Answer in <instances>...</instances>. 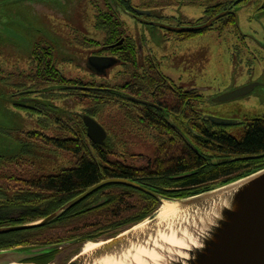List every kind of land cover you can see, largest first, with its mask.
<instances>
[{
  "label": "rangeland",
  "instance_id": "obj_1",
  "mask_svg": "<svg viewBox=\"0 0 264 264\" xmlns=\"http://www.w3.org/2000/svg\"><path fill=\"white\" fill-rule=\"evenodd\" d=\"M131 1V5L138 10L154 12V17L150 21L179 27L180 22L188 24L200 20L209 21L210 18L205 16V11L210 10L213 4L217 2L225 4L227 0ZM263 4L264 0H250L238 5L235 9L238 17L237 28L233 26L222 32L214 28L198 36L197 34L186 36L192 37L189 40L177 41L176 39L180 37L176 34H170L159 26L144 23L126 13L128 6L124 0H0V189L7 193L6 190L11 191V187L17 189L16 182L30 180L35 174L54 175L65 169H72L76 164V158L66 151L55 149L53 145L47 147L33 138L29 141L24 140L23 133L39 130L37 115L16 107L14 102H18L20 97L15 96L13 88L20 81V77L25 80L28 73L33 74L37 71L33 70L32 58L35 46L43 44L53 47L54 65L66 78L87 77V69L83 62L88 56L79 45L80 38L91 39L96 36L103 43L104 33L95 28V9L111 7L107 11L114 13L117 19L125 24L124 34L132 38L131 43L135 45V51L138 50V44L142 45L144 56L138 57L137 68L115 66L106 77L99 76L100 83L115 90L118 88L116 92H127L129 80H134L132 73L138 71L139 75L147 70L148 66L144 59L151 53L155 58V64H158V68L168 79L183 88H195L204 95V100L199 99L197 106V110L203 116L241 122L259 119L264 118V51L258 47L255 50L249 37H257L264 42ZM213 16L215 15L211 17ZM80 26L85 27L87 35L78 31ZM237 31L242 37H237ZM235 48L239 51L237 52ZM257 83L259 85L246 96L226 103L216 102V98L225 93ZM114 97L109 96L110 100L104 102L101 112L93 118L108 132L107 144L115 146V152H109L110 160H120L127 166L137 169L154 168V160L161 161L164 158V151L158 154L156 150L164 147L173 151V147H176L178 150L174 151L180 152V143H173L163 129L157 131L149 126L129 105L122 104L124 100L119 96ZM54 98L51 103L54 102L60 108L61 115L63 112L66 113V110L70 113H84L82 108H91L95 105L88 100L84 102L85 104L78 103L72 97H69L70 101H64L60 96ZM63 117V122L73 124L66 118L67 115ZM61 127L62 124L58 126L52 123L50 130L53 129L57 137H74L75 133L67 132V128L63 131L57 129ZM228 130L235 137H240L244 132V126L237 124ZM24 146L28 147L27 151L23 150ZM209 154L217 159V162L227 158L223 155ZM12 176L14 178H11ZM225 180L220 179L218 182L209 183L208 186L218 188L227 183ZM106 191L105 194L120 193L121 189L110 188ZM50 197L45 195V198ZM116 197L118 202L112 200L107 208L89 212L84 217L72 218L67 215L66 220L63 219L60 223L43 230L42 235H45L42 237L56 241L81 240L84 244L100 243L132 229L145 218V214L153 217L152 220L159 216V205L154 208L153 203L143 195ZM46 203L48 202L29 204L33 205L31 209H34L30 212H36L37 216L40 209L45 213ZM52 208L54 207H50L51 211ZM22 215L23 213L19 212L13 216L17 218ZM131 221L133 223H130ZM79 246L70 248L69 244L65 245L61 250L60 260L64 263L80 253L79 250L82 248Z\"/></svg>",
  "mask_w": 264,
  "mask_h": 264
},
{
  "label": "trees",
  "instance_id": "obj_2",
  "mask_svg": "<svg viewBox=\"0 0 264 264\" xmlns=\"http://www.w3.org/2000/svg\"><path fill=\"white\" fill-rule=\"evenodd\" d=\"M124 1L128 8L132 6V1ZM247 1L248 0H237V3L241 4ZM228 2L229 0L219 7L210 6V10L205 11V16L210 18L212 15H218L226 11L227 8L225 6L228 5ZM109 3L111 4V2ZM108 8L111 9V7L107 6L105 8L95 9V28L99 32L106 33V43H114L115 41H120L121 37L124 35V33L121 32L123 23L120 19H117L114 13L107 11ZM215 12L216 14H214ZM151 13L153 18L154 12L152 10ZM218 21L219 22H216L221 24L220 27L225 30L227 27L235 24V17L226 14ZM191 25H195V23ZM190 34L193 35L196 33L191 32ZM129 45L128 50L130 57L127 58V60L132 62L134 68H137L139 65L138 50L135 51L136 49L133 43L129 42ZM131 46L133 48H130ZM38 52L39 47L34 50L33 56L38 55ZM110 53L113 55L118 54V50H110ZM42 66L43 64L40 63L39 68L41 72L43 71ZM154 69L155 66L152 65L147 67V70L139 75L138 71L133 72L132 76L134 80L132 82L137 83L139 80L145 81L146 79H150V81L156 83L158 81V79L156 81L157 75L154 71H151ZM49 79H51L54 87L53 90H56V87L60 88L63 85H72V83H74L73 80L64 78L62 74L60 75L58 70L54 68L52 62H49ZM170 90L171 88L169 87L163 89V91ZM124 92L125 93L117 92L113 95L112 92L107 91L101 95V100L96 102V104H98H95V107L82 111L87 112L88 115L95 118L97 114L101 112V106L104 102L110 100L109 96H119L124 100L122 104H126L125 99H128L129 93L128 90ZM195 95H197L198 100H203V96L199 95L197 91L188 96L193 99ZM170 100V98H166V107H164L159 118L154 115L143 117L145 122L157 131H162L163 129L166 135L173 140V143H180V147L178 144H175L179 147V153L174 151L178 150L176 147H173V151L171 148L166 149L164 147L156 150L158 154L164 151V158L161 161L160 159L154 160V168L147 167L137 169L132 166H127L120 160H110L109 152H115V146L107 144V146L103 147L90 142L87 136L86 126L82 122L84 114L67 112L66 118L73 124H66V122L61 123L62 127L57 129L63 131L67 128V132L75 133L73 135L74 137H58L57 140H53L52 145L59 150L66 151L70 155H73V157L76 158L75 167L72 169H65L54 175H34L30 180H24L22 183L18 182L19 186L17 189H13L11 193L7 194L12 197H8L5 202H1L0 204V227L7 224L2 221L7 219L13 210L23 213L21 219L15 220V222L19 224L32 223L36 220L45 219V217L56 213V211L64 207L69 201L75 199L77 195L86 192L99 182L109 180L110 178H124L130 181L133 180L139 184L143 183L151 191L161 194L163 197L175 199L196 196L197 194L208 192V190L216 188L208 186V184L213 181L218 182V180L222 178H228L235 174H238L236 177L238 178L264 168V118L241 122L240 125L244 126V132L241 138L237 139L230 135V132L225 128L215 127L210 122H204L193 104L187 103L186 96L182 98L180 106H175L173 104L168 106ZM198 100L193 99L192 102L197 101L198 103ZM126 105L128 106V104ZM61 118L63 117L61 116ZM178 119H182V121L180 122ZM174 127L180 129L186 138L191 141L197 151L191 149L186 141L181 138L180 134L173 129ZM27 148V146H24L23 150L25 151ZM209 153L223 155L227 158L217 162L218 160L214 159ZM182 176H185V178L177 179ZM11 178H14V176ZM110 188L112 190L121 189V191L120 193L105 194V192H107L106 190ZM176 190L182 192L177 193ZM131 194L143 195L144 198L153 203L154 208L156 205H159V207L161 206L156 198L146 195L132 187L130 188L122 184H109V186L103 187L99 189V191L88 196L86 200L69 208L67 212L58 217L56 221L45 227H35V229H26L24 231H15L13 233L0 235V250L13 249L14 247H36L66 243L70 240L56 241V239L42 237L45 235H42V231L49 226L60 223L63 219L66 220L67 215H70L72 218L84 217L89 212L107 208L112 200L113 202H118L116 196ZM45 195L51 197L45 198ZM101 200H105L103 205L95 209H90L91 206L97 205ZM45 202H48L46 203V210L48 212L45 211V213H43L38 209L41 214L37 213V216L35 214L36 212H30L34 209H31L33 205L30 206L29 204ZM50 207H54L52 211ZM33 214H35L34 217H32ZM144 216L145 218H142L141 222L148 218V216L150 217V215L147 214ZM133 221L130 223H133ZM56 252L58 251H54L51 254L53 255ZM46 261L49 260L47 259Z\"/></svg>",
  "mask_w": 264,
  "mask_h": 264
},
{
  "label": "water",
  "instance_id": "obj_3",
  "mask_svg": "<svg viewBox=\"0 0 264 264\" xmlns=\"http://www.w3.org/2000/svg\"><path fill=\"white\" fill-rule=\"evenodd\" d=\"M134 10L133 16L140 21L167 31L184 33L207 30L228 13L223 11L200 26L173 27L144 20L139 16H152V13L137 8ZM117 62V59L111 57L93 56L89 59L90 67L95 68L100 75L106 74L107 70L113 68ZM257 85L259 84H251L225 93L216 98V102L226 103L246 96ZM204 119L215 126L227 127L238 123V121L211 116H205ZM83 122L89 140L96 145L107 146L108 132L104 127L89 115H84ZM178 133L191 149L197 151L179 129ZM109 184L132 187L156 198L161 206L165 201L177 204L178 210L176 214L163 220L159 216L154 220L153 217L146 218L132 229L107 241H101V246L91 250L90 253H85L82 249L80 254L72 258L68 264H101V260L107 257H113L116 263L109 260L113 264H264V169L208 192L175 199L163 197L133 180L110 178L77 195L75 199L45 219L0 227V235L45 227L56 221L69 208ZM104 203L105 200H101L90 209L98 208ZM65 245L67 244L3 249L0 250V264H38L32 261L51 254Z\"/></svg>",
  "mask_w": 264,
  "mask_h": 264
},
{
  "label": "flooded vegetation",
  "instance_id": "obj_4",
  "mask_svg": "<svg viewBox=\"0 0 264 264\" xmlns=\"http://www.w3.org/2000/svg\"><path fill=\"white\" fill-rule=\"evenodd\" d=\"M249 1L250 0H248L247 2H249ZM129 2H131V1H129ZM243 3H246V2H243ZM243 3L238 4L237 0H229L228 5L225 6L227 8L226 9V11L228 12L227 14L235 17V24L233 25L235 28L238 27V17L236 15L235 9L238 5H242ZM221 4H223V2H217V4H213L211 7H219V6H221ZM134 8H137V7L130 6V8L126 9L125 11H126V13H129L133 18L137 19L136 16L135 17L133 16V14L135 13ZM139 17H141L144 20H151L152 19V16H147V15L139 16ZM211 18L212 17H210V20H211ZM198 22L197 23L196 22H189L188 24H183L180 22L178 24V26L188 27L192 23H195V25L200 26V24L207 23L208 21L207 22H204V21L201 22V20H200V22L199 23ZM217 22H219V21H217ZM217 22H215L211 26V28L204 30V31H201V32H195V33L198 36L202 32H206V31L214 29V28L220 32L224 31V28L220 27L221 24L216 25ZM124 25L125 24L123 23V28L121 29L122 33H124V31H125ZM233 26L227 27V29H229ZM78 31L81 34L87 35L85 27L80 26V29ZM164 31H167V30H164ZM167 32H169L170 34H176V36L180 37V39L175 38L177 41H185V40H189L190 38H192V37L186 38V36H188L191 32L189 34L181 32V31L176 32V31H169L168 30ZM239 36H240L239 32L237 31V37H239ZM244 36H246V38H248L247 35H244ZM240 37H242V36H240ZM250 38L252 39L251 40L253 42L252 45L254 46L255 50H256V47H258L264 51V42H261V40L257 37H249V39ZM80 39H81V41H79V45H81V47L87 52V56H88L86 61L83 62L84 67H86V69H87V77L81 76V77H78L76 79L72 78V79H70V80L74 81V83H72V85H63L60 88L56 87L57 89L53 90L54 87L52 85L51 79H49V62H52L54 68H56V66L54 65V61H53L54 60V57H53L54 50H53V47H51V46H45L43 44H38L37 46H35L36 48L39 47L38 55L33 56V54H32L33 65H34L33 70L37 69V71H35L33 74L28 73V75L25 76L27 78V79L25 78L26 82H25V80L22 79V77L19 78L20 81L16 80V81H18V84L14 85L13 92H14L15 96H17V98L19 96L20 99L18 102L15 101L14 103H15L16 107L21 108L24 111L31 113L32 115H37V124L39 127L38 131L31 130V132L23 133V135L25 137L24 140L29 141L33 138L35 141H39V142L43 143V145L49 147L50 145H52L53 140L54 139L57 140V138H58L56 136V134L54 133V130L53 129H52V131L50 130L51 124L53 123L54 125L57 124L59 126L61 123H65V122H63V118H64L63 116L67 115L66 114L67 112L70 113L69 111L66 110V113L63 112L61 115L60 108L58 106H56L54 104V102L51 103L55 99L54 98L55 96H60L62 99H64V101H70L69 100L70 99L69 96H70L75 101H77L78 103L85 104L84 102L86 100H88L89 102H91V103L95 102V104H96V102L101 100V95L103 93L110 91V92H112L113 95H115L117 93L116 90L118 89L117 88L115 90L106 84L104 85L103 83H100L98 81V78H100V77L104 78V76L106 77L107 74L109 73V71L111 69L115 68V66H117V65H120L122 67L124 66L126 69L128 68V66L134 67L132 62H129L127 60V58L130 57L128 47L130 46L129 42L131 43V39H132L127 34H124L121 37L120 41H118V42L115 41L114 43H106V40H105L106 39V33H104V36H103V40H104L103 43H101V39H98L96 36H95V38L92 37L91 39H89V37H86L84 39L80 38ZM133 41H135V40L133 39ZM130 48H133V47L131 46ZM142 48H143L142 45L138 44V55L141 58H143V56H144L142 54ZM249 48L250 47L248 46V49ZM114 49L118 50V54L113 55L110 53V50H114ZM235 50L237 52L239 51V49H237V48H235ZM249 50L251 51V49H249ZM88 51H91V53H88ZM93 56H98V57H103V58L104 57H111V58L117 59L118 62H117V64H115V66L113 68L108 69L106 74L100 75L95 70V68H92L89 65V59L92 58ZM144 61L148 67L152 66V65L155 66V69L151 70V71L155 72V74L157 75L156 81H157V79H158V81L156 83H153V81H150V79H148V80L146 79L145 81L139 80V81H137V83H135V82H132V80H129V82L126 86L129 94L127 97L128 99H125V100H126V104H128L129 107L134 110L135 114L138 117L140 116L141 118H143V117H148L150 115H154L155 117L159 118V116H161V114H162V111L164 110V107H166V102H167L166 98L171 99L168 102V106H170L171 104H173L175 106L176 105L180 106V104L182 103V98L184 96H186L187 97V100H186L187 103H190V104L192 103L193 106L195 107L196 111L199 113L200 117H202L203 121L204 122L206 121L204 119L205 116H203L197 110V106H198L197 101L192 102L193 99L198 100L197 95H195V97H193V99L188 96V95H191L192 93H194L196 91L199 93V95H201L197 89H195V88L190 89V88H186V87L183 88L182 86L176 85L171 79H168L165 75H163L160 68H158V64H155V58L153 57V55L151 53L147 56L146 59H144ZM40 63L43 64V66H42L43 71L42 72H41L40 68L38 67ZM56 69L58 70V68H56ZM58 72L60 75L61 74L63 75V73L60 72V70H58ZM63 77L66 78L64 75H63ZM167 87L171 88V90L170 91H163V89L167 88ZM201 96L204 97V95H201ZM114 98H116V97H114ZM93 107H95V105ZM93 107H91V108H93ZM86 109H89V108H82V110H86ZM74 113L82 114V112H74ZM83 114L88 115L87 112H85V111ZM60 116H62L63 118H61ZM82 122H83V118H82ZM206 122H208V121H206ZM237 124H241V121H238ZM233 126H235V125H233ZM217 127H223L226 130H228V128L231 126H227V127L217 126ZM173 129L178 133L179 128L174 127ZM230 135L235 137L231 132H230ZM87 136H88V133H87ZM241 136L236 137V138L237 139L241 138ZM164 142H167V141H164ZM53 148H55L54 145H53ZM55 149H57V148H55ZM259 171H261V170L250 172V174L248 173L247 175L240 176L238 178H236L238 174H235V175L229 176L228 178H222V179H226L225 181H227V183H225V184H229V182L237 181V180H240V178H245V177L251 176V174L259 172ZM35 175H40V174H35ZM43 175H47V174H43ZM43 175H40V176H43ZM214 182H217V181H213L211 183H214ZM16 184H17V186H15V187H18L19 183L16 182ZM140 185H143L146 188H148L143 183ZM13 189H14V187H11V189H10L11 191L6 190L7 193H5V191L2 190V188L0 189V191H1V193H0V204H1V202H5V200L8 197H12V196H9L7 194L12 192ZM16 213L18 214L19 211L13 210L12 213L7 217V219L2 221L3 223H7L5 226H13V225L19 224L18 222H15V220L21 219V216L16 218L15 216H13ZM66 244L67 245L69 244L70 248H72V246H74L76 248L79 245H80L79 248L80 247L83 248L87 243L84 244V242L81 240H79V241L70 240ZM64 247L59 248L57 250L58 252H56L53 255L47 254L46 256L36 258V260H34L32 262L38 263V264H68V262L72 258H74L75 256L80 254V253H78L75 256H72L71 258H69V260L66 259L67 261L66 262L64 261V263H63V261L60 260V256L62 254L61 250ZM80 251L81 250H79V252ZM47 259L49 261H46ZM60 262H62V263H60Z\"/></svg>",
  "mask_w": 264,
  "mask_h": 264
},
{
  "label": "bare ground",
  "instance_id": "obj_5",
  "mask_svg": "<svg viewBox=\"0 0 264 264\" xmlns=\"http://www.w3.org/2000/svg\"><path fill=\"white\" fill-rule=\"evenodd\" d=\"M177 210H178V205L177 204L165 201V203H163L162 206L160 207L159 217L163 220L166 217H169V216H172V215L176 214ZM101 243H95V242L87 243L83 247V251L85 253H90L91 250L101 246ZM109 260H111L112 262L114 261L113 257L112 258L111 257H107V258H104V259L101 260L102 261L101 264H113ZM15 264H17V263H15Z\"/></svg>",
  "mask_w": 264,
  "mask_h": 264
}]
</instances>
